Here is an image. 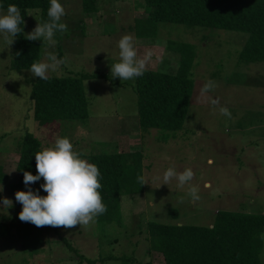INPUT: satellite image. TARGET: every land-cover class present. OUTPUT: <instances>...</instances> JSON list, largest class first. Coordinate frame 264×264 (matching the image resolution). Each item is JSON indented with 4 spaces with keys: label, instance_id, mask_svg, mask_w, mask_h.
I'll list each match as a JSON object with an SVG mask.
<instances>
[{
    "label": "rangeland",
    "instance_id": "obj_1",
    "mask_svg": "<svg viewBox=\"0 0 264 264\" xmlns=\"http://www.w3.org/2000/svg\"><path fill=\"white\" fill-rule=\"evenodd\" d=\"M59 2L65 8L61 22L67 30L54 37V47L43 46L40 40V61L46 60L48 51L66 58L48 76H102L84 82L91 116L84 122H61L58 130L41 127L33 117L31 100L38 77L12 68L14 43L10 46L0 36V165L9 185L18 184L17 164L27 133L38 137L43 147L51 146L58 136L68 137L74 150L85 155L115 153L120 150L118 141L128 137L126 148L142 150L145 156L144 192L121 197L119 224L102 227L96 217L86 227L55 228L45 231L43 243L31 249L23 247L14 230L13 238L0 239V264H91V260L123 264L124 256L135 258L139 262L135 264H163L160 255L148 253L151 222L212 227L220 211L264 215V63L240 60L249 35L161 22L156 39L141 40L134 25L137 19L150 17L144 0H99L98 15L84 14L81 0ZM40 17L39 10H29L25 34L33 31ZM82 20L92 24L90 28L84 29ZM125 34L133 36L138 56L153 52L146 69L158 72L175 74L179 68L180 55L169 50V41L195 48L194 90L181 131L141 132L136 78L111 77V65L119 61L118 41ZM209 80L215 87L202 96ZM213 99L219 105L214 106ZM220 107L231 115H222ZM169 167L177 172L191 168L194 178L183 188L175 179L164 185L162 176ZM43 183L41 179L32 189L46 196ZM189 186L197 187L199 200L188 195ZM0 187L2 199L12 201L8 207L0 203V220H19L22 205L15 200L16 191L8 185Z\"/></svg>",
    "mask_w": 264,
    "mask_h": 264
},
{
    "label": "trees",
    "instance_id": "obj_2",
    "mask_svg": "<svg viewBox=\"0 0 264 264\" xmlns=\"http://www.w3.org/2000/svg\"><path fill=\"white\" fill-rule=\"evenodd\" d=\"M150 13L147 19H137L135 35L141 40L156 39L159 23L183 24L249 35L241 53L244 63H264V0H144ZM16 5L23 17V32L15 37L12 68L29 70L34 61H40L41 41L25 39L24 26L29 10L40 11V22L48 20L50 0H0V10ZM84 14L100 12L99 0H81ZM64 32L57 31L56 38ZM170 51L180 55L177 73L169 74L146 69L136 77L135 91L138 97L139 123L142 131L150 129L170 132L184 128L194 90L192 69L196 58L193 45L169 41ZM20 53L19 56L16 53ZM101 75L38 78L32 86L33 117L41 127L58 130L64 121H86L90 118L89 100L84 82L101 78ZM128 137L118 141L119 151L109 154L85 155L82 158L95 164L100 171V192L107 211L97 217L102 227L122 221L121 197L144 192L138 181L143 176L142 150L127 149ZM43 144L32 133L24 136L20 159L17 164L18 184L9 185V177L0 165V186L13 191H27L23 183L25 171L37 175L35 153ZM35 184L30 187L33 188ZM0 200L2 191L0 187ZM50 226L36 227L19 220H0V239H17L25 249L36 248L43 243L45 231ZM56 230V229H55ZM149 254H158L163 264H262L264 242V215L220 211L212 227L177 226L151 222L148 225ZM70 247L71 245L68 244ZM72 248V247H71ZM74 251L75 249L72 248ZM106 260V259H105ZM119 260V259H117ZM123 264L139 263L124 256ZM101 261H104L102 259ZM96 264V260L89 261ZM151 264V263H144Z\"/></svg>",
    "mask_w": 264,
    "mask_h": 264
},
{
    "label": "clouds",
    "instance_id": "obj_3",
    "mask_svg": "<svg viewBox=\"0 0 264 264\" xmlns=\"http://www.w3.org/2000/svg\"><path fill=\"white\" fill-rule=\"evenodd\" d=\"M65 15V8L59 0H50L47 10L48 20L37 21V26L31 33L25 34L29 41L42 40L49 47L56 45L54 39L57 31L64 32L67 25L61 22ZM21 24L23 17L16 5H9L6 12H0V36L8 45H13L15 37L23 32ZM119 61L111 65V77L120 78L122 81L134 79L144 74L153 52L147 51L144 56H138L134 45V38L130 34L123 35L118 41ZM17 56L20 53H16ZM66 62L58 58L57 54L46 52L45 61H34L29 68L33 77L47 80L49 71H56ZM215 87L214 82L209 80L201 89V95H205ZM214 106L219 105L217 99L211 100ZM222 115L230 116L226 107H220ZM37 175L25 171L23 183L27 191H17L15 200L22 205L19 219L36 227L50 226L54 228H75L77 225L86 227L94 222L95 218L104 214L107 209L103 203L100 192L99 168L83 159L81 153L74 150V146L68 137H56L51 146L43 147L35 153ZM194 178L191 168L177 172L174 167L164 171L162 179L164 185H168L173 179L178 181V186L183 188ZM43 179L41 188L46 196L40 195L39 190L33 191L31 185ZM138 181L144 183V177L138 176ZM160 179V177H157ZM188 195L193 201L199 200L198 189L189 186ZM183 202V199H181ZM2 207L12 205L8 198L2 199Z\"/></svg>",
    "mask_w": 264,
    "mask_h": 264
},
{
    "label": "crops",
    "instance_id": "obj_4",
    "mask_svg": "<svg viewBox=\"0 0 264 264\" xmlns=\"http://www.w3.org/2000/svg\"><path fill=\"white\" fill-rule=\"evenodd\" d=\"M92 15H98V14H92ZM89 19H91V18H89ZM92 21V20H91ZM82 22V27H84V29H88V26H89V28H90V25H92V24H88V22L87 21H85V20H82L81 21ZM142 133H143V131H141ZM142 136V135H141Z\"/></svg>",
    "mask_w": 264,
    "mask_h": 264
}]
</instances>
